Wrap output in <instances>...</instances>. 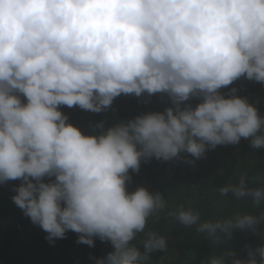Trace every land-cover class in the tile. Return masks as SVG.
Instances as JSON below:
<instances>
[{
	"label": "clouds",
	"instance_id": "1",
	"mask_svg": "<svg viewBox=\"0 0 264 264\" xmlns=\"http://www.w3.org/2000/svg\"><path fill=\"white\" fill-rule=\"evenodd\" d=\"M242 76L264 83V0H0V182L22 181L13 201L49 242L71 230L77 243L111 242L96 264H147L167 248L165 236L145 231L167 202L144 187L129 193V170L181 152L200 158L241 138L264 147L257 108L235 88L229 98L219 91ZM145 92L167 93L174 107L99 135L60 110L99 113L121 94ZM194 96L203 98L195 108L183 103ZM218 191L264 204V186L246 176ZM167 215L214 241L264 220L239 212L204 220L184 205ZM141 233L144 253L132 243ZM257 254L264 264V246L232 264H258ZM228 255L204 264H227Z\"/></svg>",
	"mask_w": 264,
	"mask_h": 264
},
{
	"label": "trees",
	"instance_id": "2",
	"mask_svg": "<svg viewBox=\"0 0 264 264\" xmlns=\"http://www.w3.org/2000/svg\"><path fill=\"white\" fill-rule=\"evenodd\" d=\"M233 88L237 89L235 95L246 98L264 118V83L242 76L219 91L229 98ZM17 95L22 103H27L22 94ZM202 99L194 96L183 103L195 108ZM168 107L174 105L167 93L149 95L145 92L139 97L121 94L99 113L78 105L71 108L61 105L60 110L68 117V123L83 134L99 135L117 124L149 112H163ZM251 140L252 137L241 138L238 144L208 148L200 158L181 152L171 165L168 160L155 157L142 159L138 172L129 170L131 179L126 181L129 193L144 187L151 193H161L167 202L164 211L149 218L145 230L165 236L167 248L149 253L147 264H204L211 257L225 253H232L225 257L227 264H232L235 259L247 261L250 251L264 246V220L251 228L234 229L231 235L220 232L214 241L167 215L168 211L184 205L199 211L204 220L229 217L238 212L259 218L264 213V204L253 206L249 198L237 200L231 194L221 196L218 191L229 183H238L241 176L247 177L250 187L264 186V147H252ZM54 179L45 177L44 181ZM21 183L20 179L0 182V264H96L97 259L106 258L114 251L110 241H101L98 237L93 238L94 246L77 243L80 234L71 230L66 232L65 238L49 242L48 233L34 224L13 201ZM143 235L138 234L132 241L141 253L145 252ZM256 259L259 264L258 254Z\"/></svg>",
	"mask_w": 264,
	"mask_h": 264
},
{
	"label": "rangeland",
	"instance_id": "3",
	"mask_svg": "<svg viewBox=\"0 0 264 264\" xmlns=\"http://www.w3.org/2000/svg\"><path fill=\"white\" fill-rule=\"evenodd\" d=\"M174 160H175V157L170 159V160H168L169 165H171L174 162Z\"/></svg>",
	"mask_w": 264,
	"mask_h": 264
}]
</instances>
